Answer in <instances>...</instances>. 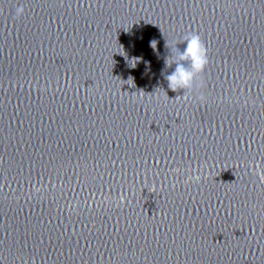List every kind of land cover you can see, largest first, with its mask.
Instances as JSON below:
<instances>
[{"label":"clouds","instance_id":"obj_1","mask_svg":"<svg viewBox=\"0 0 264 264\" xmlns=\"http://www.w3.org/2000/svg\"><path fill=\"white\" fill-rule=\"evenodd\" d=\"M23 8L17 9V14H21ZM156 41L151 42L153 49ZM184 49L181 51L177 44L172 50L173 54L165 59V67L175 65L170 73H162L167 87L173 92L183 90V96L188 98V94L197 89H203L205 83L202 79L203 73L209 63L207 47L198 33H188L183 37ZM167 48V42H166ZM197 99L201 102L206 100L202 91L199 92Z\"/></svg>","mask_w":264,"mask_h":264}]
</instances>
